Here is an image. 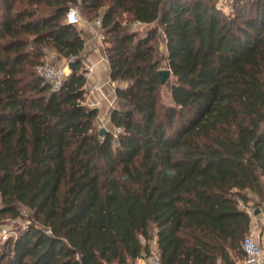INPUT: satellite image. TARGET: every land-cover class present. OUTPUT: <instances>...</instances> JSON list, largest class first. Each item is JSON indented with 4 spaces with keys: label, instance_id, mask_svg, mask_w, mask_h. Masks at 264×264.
I'll use <instances>...</instances> for the list:
<instances>
[{
    "label": "trees",
    "instance_id": "trees-1",
    "mask_svg": "<svg viewBox=\"0 0 264 264\" xmlns=\"http://www.w3.org/2000/svg\"><path fill=\"white\" fill-rule=\"evenodd\" d=\"M71 6L100 22L127 84L117 134L86 103ZM49 50L73 63L59 91L37 73ZM0 196V224L28 220L0 264H135L153 229L162 264L243 260L247 208L264 204V0H0Z\"/></svg>",
    "mask_w": 264,
    "mask_h": 264
},
{
    "label": "crops",
    "instance_id": "crops-1",
    "mask_svg": "<svg viewBox=\"0 0 264 264\" xmlns=\"http://www.w3.org/2000/svg\"><path fill=\"white\" fill-rule=\"evenodd\" d=\"M78 27L86 39V46L82 54L88 80L86 85V101L89 104L99 105L97 107L100 114L107 113L104 126L113 132V128L115 127L111 121V112L114 109L126 110L129 107L126 101L118 97L116 91L127 84L120 81L114 82L111 79V69L106 56L102 34L100 27L95 24V21L84 20ZM256 215L252 217L250 233L264 245V213L259 215L258 212ZM241 261L239 260L237 264H241ZM262 262L264 263V258Z\"/></svg>",
    "mask_w": 264,
    "mask_h": 264
},
{
    "label": "rangeland",
    "instance_id": "rangeland-1",
    "mask_svg": "<svg viewBox=\"0 0 264 264\" xmlns=\"http://www.w3.org/2000/svg\"><path fill=\"white\" fill-rule=\"evenodd\" d=\"M74 8H77L79 13L81 14V16L83 17L84 20L86 21H90L89 17L86 13H84L81 9V7L79 6H71ZM145 26H135V29L139 30L142 29L144 30ZM100 32L102 34L101 28H100ZM155 46H156V56L158 59H160L161 61V65L162 68L165 69L168 66V51H167V45H166V36L165 33L163 32V30L160 29L159 34H158V39L155 42ZM45 63H53L55 65L60 66L61 68L65 69L67 76L71 73V69L69 68V62L67 59H59L58 58V54L56 53V51L54 50H49L48 51V57L45 60ZM173 85V77L170 79V81L164 85L161 88V102L163 105L165 106H171L173 105V101H172V94H171V88ZM87 93V90H86ZM87 103V101H86ZM90 107H95L98 108L97 106L99 105H93V104H89L87 103ZM99 109V108H98ZM107 113L103 114V113H99V118L97 120V127L99 130H101L102 128H105V117ZM113 132L115 134H117L119 132V130L117 128H113ZM251 198H253L254 196L250 193L249 194ZM2 205V200L0 198V206ZM247 211L249 212V214L251 215V217L257 216L256 212H259V215H261L262 213H264V204L257 206L255 204V202H250L249 203V207L247 208ZM28 225V220L26 219V217L24 218H18V219H12V218H7L5 219L1 224H0V239L4 240V234L3 231L6 230L7 231V235L8 236H16L18 233L19 229H24V227ZM152 236H153V240L150 242L151 245V251H158L157 247H156V237H155V230H152Z\"/></svg>",
    "mask_w": 264,
    "mask_h": 264
},
{
    "label": "built area",
    "instance_id": "built-area-1",
    "mask_svg": "<svg viewBox=\"0 0 264 264\" xmlns=\"http://www.w3.org/2000/svg\"><path fill=\"white\" fill-rule=\"evenodd\" d=\"M84 21L77 8L71 7L66 15V22L68 24L80 25ZM95 24L101 27L99 21ZM37 73L44 79V81L51 85L54 91H59L65 78L67 77L65 69L53 63H43L38 66ZM1 198V196H0ZM4 239L8 237L7 231H3ZM242 248L244 258L241 264H264V245L252 234L249 233L243 240ZM135 264H162L158 251L152 252L150 255L142 256Z\"/></svg>",
    "mask_w": 264,
    "mask_h": 264
},
{
    "label": "water",
    "instance_id": "water-1",
    "mask_svg": "<svg viewBox=\"0 0 264 264\" xmlns=\"http://www.w3.org/2000/svg\"><path fill=\"white\" fill-rule=\"evenodd\" d=\"M69 68L73 69V63L72 62L69 63ZM159 75H160V79H161L162 85H166L170 81V79L173 77L172 71L170 69H168V68L161 69L159 71ZM108 132H110V131L108 129H106V128H102L100 130L101 136H105ZM116 142H118V139H116ZM256 214H258V212ZM83 263L84 264H88L85 259H83Z\"/></svg>",
    "mask_w": 264,
    "mask_h": 264
}]
</instances>
